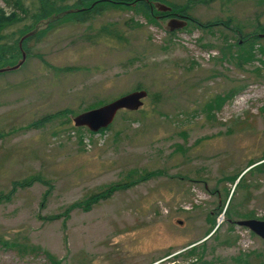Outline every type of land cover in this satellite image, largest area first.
<instances>
[{
    "label": "rangeland",
    "instance_id": "obj_1",
    "mask_svg": "<svg viewBox=\"0 0 264 264\" xmlns=\"http://www.w3.org/2000/svg\"><path fill=\"white\" fill-rule=\"evenodd\" d=\"M161 1L190 21L167 32L135 6L61 20L0 73V264L264 263L235 225L264 220V164L247 171L264 157V68L228 56L264 0ZM137 89L106 130L73 126Z\"/></svg>",
    "mask_w": 264,
    "mask_h": 264
},
{
    "label": "trees",
    "instance_id": "obj_2",
    "mask_svg": "<svg viewBox=\"0 0 264 264\" xmlns=\"http://www.w3.org/2000/svg\"><path fill=\"white\" fill-rule=\"evenodd\" d=\"M3 2L6 4L7 8H9L10 14L7 18L0 16V68L15 65L20 59L21 51L26 56V43L28 41L32 39L39 40L53 24L61 20L80 24L93 19L95 16L109 9L132 6H135L138 10L144 11L148 16L153 17L160 14V12L155 10L152 2L162 3L161 0H3ZM168 6L170 12L180 15L183 19L190 21L185 13L186 7ZM61 13L64 14L60 18L49 22L43 29L24 38L20 43V48L18 47L19 39L33 30L39 21ZM226 22L228 21L226 20ZM219 25L225 29L230 26L229 23L222 24L215 22L212 24L207 23L204 25V28H211ZM253 28L252 32L243 35L239 27H234V29H232L235 36H237V40L234 44L236 50L234 53L228 52V56L235 60L238 68H241L244 64L253 60L258 61L260 63L259 67L253 68L251 73L261 76L260 69L264 68V37L259 36L264 35V25L256 22ZM67 70L68 69H62L61 71ZM42 120L47 121L48 117ZM107 128L101 129L98 132L104 131ZM263 159L264 157L250 162V165L253 166L254 163ZM262 164H264V162L253 167L249 165L250 168L247 171L253 168L254 171H257L258 168L255 167H260ZM242 176L243 174L237 175L234 178H237L234 188L239 185ZM108 192H110V190L98 195H92L90 202L95 203L105 198L109 195ZM225 212L226 210L224 213Z\"/></svg>",
    "mask_w": 264,
    "mask_h": 264
},
{
    "label": "water",
    "instance_id": "obj_3",
    "mask_svg": "<svg viewBox=\"0 0 264 264\" xmlns=\"http://www.w3.org/2000/svg\"><path fill=\"white\" fill-rule=\"evenodd\" d=\"M154 8L158 12H168L169 7L159 3H153ZM64 13L50 16L47 19L39 21L33 30L23 35L18 41V47L20 48L21 41L36 33L37 31L43 29L49 22L60 18ZM186 24L185 19L170 18L165 23V30L167 32H173L179 29H182ZM259 37H264L260 35ZM25 54L20 52V59L17 63L10 67L0 68V73L11 72L17 70L20 65L23 63ZM146 97V92L144 90H135L129 93H126L104 105L98 106L96 108L86 110L75 115L72 118V124L74 127L86 128L91 133H96L101 129L107 128L113 121L116 113L121 110L125 111H136L142 104V100ZM237 227H242L253 233L256 237L264 241V220H255V219H244L235 222ZM264 264V263H262Z\"/></svg>",
    "mask_w": 264,
    "mask_h": 264
},
{
    "label": "flooded vegetation",
    "instance_id": "obj_4",
    "mask_svg": "<svg viewBox=\"0 0 264 264\" xmlns=\"http://www.w3.org/2000/svg\"><path fill=\"white\" fill-rule=\"evenodd\" d=\"M153 5V2H152ZM156 19H170V18H178V19H183L182 16L177 15L175 13L170 12V10L168 12H160V14L155 15Z\"/></svg>",
    "mask_w": 264,
    "mask_h": 264
}]
</instances>
